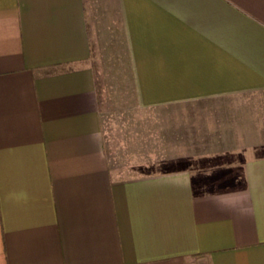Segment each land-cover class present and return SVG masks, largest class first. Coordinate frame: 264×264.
Segmentation results:
<instances>
[{
    "label": "crops",
    "instance_id": "1",
    "mask_svg": "<svg viewBox=\"0 0 264 264\" xmlns=\"http://www.w3.org/2000/svg\"><path fill=\"white\" fill-rule=\"evenodd\" d=\"M0 264H264V0H0Z\"/></svg>",
    "mask_w": 264,
    "mask_h": 264
}]
</instances>
